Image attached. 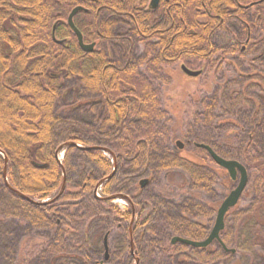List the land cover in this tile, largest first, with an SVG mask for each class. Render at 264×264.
Masks as SVG:
<instances>
[{
  "label": "trees",
  "instance_id": "1",
  "mask_svg": "<svg viewBox=\"0 0 264 264\" xmlns=\"http://www.w3.org/2000/svg\"><path fill=\"white\" fill-rule=\"evenodd\" d=\"M255 1L161 0L150 11L147 0H0V264H96L105 236L122 240L109 264H264V0L244 8ZM76 7L91 53L66 24ZM176 64L234 75L200 102L183 149L156 84ZM196 144L247 172L220 233L227 251L170 243L206 239L218 179L230 189Z\"/></svg>",
  "mask_w": 264,
  "mask_h": 264
},
{
  "label": "rangeland",
  "instance_id": "2",
  "mask_svg": "<svg viewBox=\"0 0 264 264\" xmlns=\"http://www.w3.org/2000/svg\"><path fill=\"white\" fill-rule=\"evenodd\" d=\"M217 42L220 45L227 44L226 34H219L217 36ZM259 66V65H258ZM225 67V66H224ZM262 71H264V61L262 62V67L259 66ZM218 74H215L214 71H208L205 69L204 74L199 76V78H187L182 71L180 70V65L176 64L173 66L165 67L164 71L168 76L169 80L160 84L156 82L160 87V95L162 100V108L168 114L170 123L168 124L171 140L174 142H180L182 144V149L186 143L188 135V125L193 122V116L196 112L200 110V102L207 96H211L216 90H221L226 86V83L231 81V78L234 76L232 74L231 68L226 67L222 68ZM193 71L196 69H192ZM245 71V69H243ZM241 70V71H243ZM233 79V78H232ZM82 122L86 120L81 119ZM176 145L172 144V147ZM178 148V147H176ZM63 152L60 153V158H62ZM214 164V163H213ZM211 168L216 169L212 164H208ZM226 172V171H225ZM218 174H223L221 171H218ZM227 174V172H226ZM225 174V175H226ZM228 175V174H227ZM226 175V176H227ZM238 178L236 181H231L230 189L224 190L222 182L218 179L216 186L217 196L213 199V205L216 207L224 200V198L233 190L237 184ZM105 192L102 188H99L97 195L99 197L104 196ZM53 196V195H52ZM112 204L118 206V208L123 211L128 207V204L125 200H114ZM148 209V208H147ZM148 213V210H145V215ZM216 213V212H215ZM214 213V219H215ZM95 229L93 228L90 232L89 242L92 245V248L95 249L97 246V241L94 239ZM122 245V240L120 238L116 239L114 242H111V239L107 241V247ZM57 264H64L63 261H58Z\"/></svg>",
  "mask_w": 264,
  "mask_h": 264
},
{
  "label": "water",
  "instance_id": "3",
  "mask_svg": "<svg viewBox=\"0 0 264 264\" xmlns=\"http://www.w3.org/2000/svg\"><path fill=\"white\" fill-rule=\"evenodd\" d=\"M157 2L158 0H150V7L156 8ZM80 11H85V10L81 7H76L72 9V11L69 13L67 17L66 24L68 28L70 29L71 33L75 36L79 48L84 53H91L94 50V44H84L83 43L82 35L78 31V29L75 27L74 22H73L74 16ZM180 70L187 78H192V79L198 78L202 73V71L200 70L198 71L189 70L184 65H180ZM175 145L179 149H182V144L180 142H176ZM195 146L197 148H200L206 151L210 159L214 162V164L227 172L231 181L234 182L237 180V178H238V181H237L235 188L229 192V194L224 198V200L218 206V209L215 214L214 224L206 239L202 241H193V240H188V239H184L180 237H173L170 243L171 245H175L178 243V244H182L188 247L200 249V248L208 247L210 244H212L215 241L219 243L221 247L227 251L225 245L222 243L220 239V233L224 229V219H225L227 212L237 205V203L239 202L241 198L242 193L244 192L246 188L247 181H248L247 172H246L245 167L241 163L235 160H226V159L221 158L209 146L204 145V144H196ZM114 171H115V168L112 171V173L108 176V178L112 177V175L114 174ZM106 180L107 179H104L103 181H106ZM102 182L99 183L94 190V196L96 198H99V196L97 195V191L99 190ZM145 184H146V180H142L140 182L141 186H144ZM63 189H64V182L62 184L61 190L63 191ZM22 197L25 198L26 200H29L28 198L24 196ZM117 199H124V198L120 195L111 196L109 198V200H112V201L117 200ZM130 247H131V252L133 253V243L132 242H130ZM108 260H109V254H108V247H107V237L105 236L104 237V256H103V259L97 262L96 264H109ZM135 264H137V259L135 260Z\"/></svg>",
  "mask_w": 264,
  "mask_h": 264
},
{
  "label": "flooded vegetation",
  "instance_id": "4",
  "mask_svg": "<svg viewBox=\"0 0 264 264\" xmlns=\"http://www.w3.org/2000/svg\"><path fill=\"white\" fill-rule=\"evenodd\" d=\"M260 1V0H259ZM259 1H255V2H253L252 4H249V6H246V7H244V8H250L251 6H253V5H256V4H258V3H260ZM160 3H161V0H158V2H157V6H156V8H151L150 7V0H147V7L149 8V9H151L150 11H153V10H155V9H157V7L160 5ZM240 7H242V6H240ZM239 18L238 17H234V21H236V20H238ZM234 24H236V23H234ZM234 34H236V35H239V36H242V34H243V30L241 29V28H238V29H234V32H233ZM250 37V33H249V31L247 30V33H246V37L245 38H249ZM246 39V40H247ZM247 44V41H243V42H237V47L239 48V51L241 52V53H243L244 52V50H245V45ZM96 46L94 45V48H95ZM198 79V78H197Z\"/></svg>",
  "mask_w": 264,
  "mask_h": 264
}]
</instances>
